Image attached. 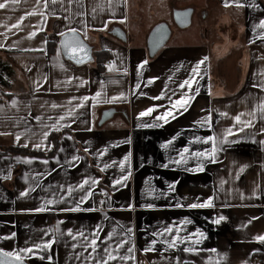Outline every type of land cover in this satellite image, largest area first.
<instances>
[{
  "label": "crops",
  "instance_id": "0c3cea01",
  "mask_svg": "<svg viewBox=\"0 0 264 264\" xmlns=\"http://www.w3.org/2000/svg\"><path fill=\"white\" fill-rule=\"evenodd\" d=\"M239 2L245 6L237 7L232 0H227V6L226 0H111L110 7L108 0H47L44 7L45 0H18L0 9V44L5 45L0 48V147L42 153H0V237L16 234L11 239H0V248L11 251L47 240L52 233L44 236V231L55 228L59 221L57 242L40 253L44 259L27 257L28 264H84L86 256H103V248L109 244L114 247L120 239L128 241L120 249L122 255L135 246L134 261L124 264H264V243L254 240L264 233V144L260 143L264 140V132L260 131L264 119L257 114L252 127L243 132L235 131L241 125L233 120L264 98V91L254 87L264 82V38L259 36L260 29L252 31L264 18V0ZM252 3L258 7L247 6ZM183 9L192 10L190 25L185 29L175 26L176 31H172V13ZM21 16L25 19L19 28H12ZM159 23L168 24L171 34L166 45L150 58L146 39ZM37 28L43 30L29 38L28 33ZM69 29H76L92 47V62L76 66L62 57L60 33ZM115 33L123 34L124 40ZM48 41L55 44L51 55L46 53ZM96 51L107 55L99 65L95 62ZM105 61L112 65L111 71ZM142 61L147 63L137 75V65ZM198 62L200 74L192 89H180L178 85ZM68 77L79 79L68 81ZM151 78L155 79L149 83ZM81 80L87 83L80 86ZM97 92L101 93L98 102L86 101L84 107L61 122L67 126L60 127L63 133L56 151L44 155L52 145L50 134L58 132L46 126L79 103V97ZM120 93L123 98L107 102ZM161 93V99H153ZM184 94L192 97L186 111L172 110L174 118L167 124L156 121L162 127H137L138 123H153ZM148 107H155V111L138 120V113ZM108 109L114 110L113 114L99 124ZM209 115L210 126L195 123ZM229 128H233L234 135L227 139L235 142L218 143L214 163L201 159L203 171L194 170L195 157H190L186 165L161 167L176 158L183 147L190 152L211 150L212 142L205 143L204 138L211 135L219 141ZM44 131L49 133L47 139L42 137ZM174 135L172 145L162 149L160 144ZM195 137L201 141L196 142ZM35 143L42 146L32 147ZM105 147L107 152L98 156ZM129 153L131 175L123 185L113 186L112 180L122 174L118 162ZM73 155L80 159L70 166L67 161ZM26 157L31 163L25 162ZM113 161L117 162L115 166L101 171L104 164ZM241 166H245L244 171L237 177ZM34 173L42 175L34 178ZM9 174L11 178L5 179ZM86 177L99 182L86 186L91 187L92 194L80 204L81 210L60 211L75 207L74 202L83 192L78 190L61 201L59 186L63 185L66 192L68 185L75 188ZM170 184L173 190H169ZM29 186L35 191L20 197V191ZM208 197H212V207H187ZM47 199L57 203L45 204L49 210L44 212L26 211ZM148 203L154 207H141ZM177 203L184 206L175 207ZM128 204L133 208L128 209ZM219 216L226 219L214 224L212 221ZM185 219L191 223L181 224ZM97 225L100 238L95 253L91 248L85 251L81 237L73 240L67 235L72 229L73 235L83 232L91 237ZM169 225L179 226L180 236L196 229L202 231L205 238L195 245L199 251L184 252L183 248L189 246L187 241L170 249L159 236H152ZM128 228L132 229L130 234ZM109 232L113 236L105 240ZM173 234L166 233L165 237ZM153 239L157 240L154 250L144 252Z\"/></svg>",
  "mask_w": 264,
  "mask_h": 264
},
{
  "label": "snow or ice",
  "instance_id": "6c2138e0",
  "mask_svg": "<svg viewBox=\"0 0 264 264\" xmlns=\"http://www.w3.org/2000/svg\"><path fill=\"white\" fill-rule=\"evenodd\" d=\"M53 3L56 2V0H52ZM233 3H235V5L237 7H244L245 5L241 4L239 2V0H232ZM18 3V0H0V9H5L7 7H9L10 5H15ZM109 3V7L111 6V0H108ZM226 6H227V0H226ZM248 7L251 8H255L258 7V5L252 3L247 5ZM44 7H47V0H45V4ZM93 11H95V9H93ZM35 13H27L26 15H32ZM41 17H44V13L41 12L40 13ZM25 19V16H21L19 18V20L12 25V28H19L21 22ZM106 26V25H105ZM257 29H260L261 31L259 32V36L261 38H264V18L259 19L258 23L253 27L252 31L255 32ZM42 28H37L36 31H32L28 33L29 38L34 37L37 33V31H42ZM70 32L75 33L76 29H69ZM61 36H63V33H60ZM64 49L66 51H70L72 53V58L76 59L77 63H81L83 60V56H81L79 59L77 58L78 54L83 53L85 56L87 54V49L77 40H75L74 38L71 40H62L61 41ZM5 47V45L0 44V48ZM33 50H38V51H43V49H33ZM147 61H142L141 64L137 65V75H139V70L143 67L144 64H146ZM61 67H63V65H61ZM105 67L108 68L109 71L112 70V65L108 64ZM200 74V66H199V62L194 65L191 69V73L189 75V77L187 79H184L179 85L178 87L180 89H184L186 86L188 89H192L193 84L196 82V78L199 76ZM264 75V74H262ZM44 79L46 80L47 77L45 76ZM73 79H79L78 77H68L67 80L68 81H72ZM155 79V78H151L149 80V83H151V80ZM59 83V82H58ZM87 83V81H83L81 80L80 82V86H82L83 84ZM37 88L40 87L39 84L36 85ZM136 87H140L139 84L136 85ZM254 87H258L261 91H264V82L258 84V85H254ZM198 91V89H197ZM101 95L100 92H97L95 95L89 97V96H81L79 97V103H77L74 107H69L67 111H65V113L63 115H61L53 124H51L50 126H46L49 127L51 130H55V131H59L60 127H66V124H62L61 122L64 121L66 118L68 117H72L75 113H76V109L78 108H82L84 107V104L86 101L91 100L93 102V104H95L97 101V98ZM123 93H120L119 96H114L112 97L109 101L107 102H113L115 100H118L120 98H123ZM175 95V93H174ZM163 97V93H161L160 96H156L153 97V99L159 100ZM71 99H76V98H71ZM192 97L184 94L181 95L180 98L176 99L174 102L171 103V109L170 110H165L162 112V114L157 115L154 119V122L149 124V123H138L137 127H145V128H150V127H162L163 125L160 123H157L156 121H163L164 124H167L170 118H174L172 116V110H176V109H184L185 111L187 110V105L191 102ZM15 103V102H13ZM69 103L71 104V100L69 101ZM53 108L57 107V105L53 104L52 105ZM155 111V107H148L145 110H142L138 113V117L137 119L139 120L142 117L145 116H149L151 115L153 112ZM257 114L260 115L261 119H264V98L259 99L258 103L254 104L252 106V108L250 109V111H248L247 113H239L237 115H235L233 117V120L235 121V123L237 125H241V127H237L235 128L236 132H243L245 128H250L252 127V123L253 120L257 117ZM221 115H227L226 113H221ZM247 116L250 117L249 119H242V117ZM37 119H39V117H37ZM195 123H199V124H209L210 126V115L208 117L202 118L200 121H196ZM261 132H264V128L260 129ZM49 133L48 131H44L42 133V137L44 139H47ZM176 135H179V133H177ZM176 135L172 136L171 139L169 140H165L163 143L160 144V147L162 149H168L171 145L172 142L176 139ZM234 135V130L233 128H229L226 130L223 139L221 140H217L216 138H214L213 136H207L204 138V142L207 143L209 141L212 142V148L211 150H204V151H191L189 150L188 147H183L181 150H179L177 152V157L176 158H170L168 160V163L162 164L161 167L167 168L169 167L170 164H175V165H186L188 162V159L190 157H195L197 158V164L195 167V171H203L204 167H203V163L201 162V159L203 160H207L209 162L214 163L215 162V156H216V152L219 151L218 148V143H229V142H235V141H229L227 138L230 136ZM69 139H71V137H69ZM16 140L19 141L20 140V136L17 135L16 136ZM194 140L196 142H200L201 138L200 137H195ZM125 143H127L128 141H123ZM261 144H264V140L260 141ZM25 147H27V145H24ZM42 145L39 143H35L32 145V147L34 148H40ZM85 152L88 151L87 148L84 149ZM107 152V147H105L103 150L99 151L97 153L98 156H103L105 153ZM130 153L126 154L119 162L118 165L121 169L122 174L116 178L112 180V185L113 186H117V185H123L127 179L130 177L131 175V165L129 163L130 160ZM80 159V157L73 155L71 157V159L69 161H67L69 163V165L71 166L72 163L74 161H78ZM25 162L26 163H31V160L29 158H25ZM43 163L47 164L48 161L44 160ZM117 164L116 161H113L112 164H104L103 168H101V171H103L104 169H107L109 167L115 166ZM244 167L245 166H241L239 171L237 172V177H239L240 172L244 171ZM125 169H127V174H123ZM193 169H188L185 168V171H192ZM42 174L41 173H34L33 176L34 178H38L40 177ZM5 179H10L11 176L10 174L8 176L4 177ZM98 179L93 178V177H86L84 179H82L76 186L75 188L72 185H68L67 186V191L64 192V186L61 185L59 186L62 190V195H60V200L63 201L65 196H71L73 193H75L76 191H82L83 194L80 195L79 200H76L75 203V207L72 208H67V209H60V211H79L80 209V204L84 203V201L88 200L89 196L92 194V190L91 187L86 188L87 185H89L91 183V185H96L98 183ZM147 183V181H146ZM223 183V181H222ZM39 185H37L38 187ZM169 190H173L174 189V185H168ZM31 191H35L34 187H26L24 188L22 191H20L19 196L20 197H26L29 192ZM153 191H155L153 189ZM151 195V193H149ZM162 194H166V193H162ZM254 196L256 195L255 190H253L252 193ZM241 198H243V193H241ZM57 200L55 199H47L46 201H43L41 203V205L39 207L33 208V209H26V211H33V212H44L47 211L49 209H47L45 207V204L47 205H53L56 204ZM101 204L104 203V201L100 202ZM184 205L177 203L175 205V207H183ZM212 197H208L207 199H205L203 202H193V203H189L187 205L188 208H205V207H212ZM128 209H132L133 205L132 204H128L127 205ZM141 207H146V208H153L154 205L151 203L148 204H143L141 205ZM88 211H92L95 209H86ZM226 218L224 216H219L218 218L214 219L212 222L214 224H219L221 221L225 220ZM253 219H256L255 217H253ZM59 221L57 222V226L53 229H48L46 231H44L43 235L44 236H49V233H52V237L47 239V240H43L41 239L40 242L38 243H31L28 244L27 246L24 247H20L18 249H13L11 251H5L3 248H0V264H25V259L29 256H38L40 259H44L45 257L40 255L41 252L47 251L49 248H51V246L57 242V233H60V229H59ZM181 224L184 223H191V221H188L187 219L182 220L180 222ZM250 223V222H249ZM97 230H94L92 233L91 237L85 236L83 232H77L75 235H73V230L72 229H68L67 230V235L72 237L73 240H76L77 237H81L82 240L85 242L83 243L81 246L85 249V251H87L88 248H91L92 253L96 252V248H97V241L100 238L99 237V225L96 226ZM182 229L179 226L176 225H169V226H165L163 227L162 230H157L154 231L152 233L153 237H157L159 236L161 238V241L167 245L168 248H176L178 244H185V242H189V246H186L183 248L184 252H198L199 249L195 247V245L200 244L202 242V240L205 238L204 237V233L202 231H200L199 229H196V231L194 233H189L185 236H180L179 233ZM127 233H131L132 229L128 228ZM175 232V234L170 235L168 237H165L166 233H173ZM15 233H11L10 236L7 237H0V239H11L12 237H15ZM113 236L112 232H109L107 234V236L104 237L105 240H111ZM254 240L260 243H264V233L256 235L254 237ZM157 240L153 239L151 240L150 244L145 247L143 249L144 252H149V251H153L154 248L153 246L156 245ZM128 244L127 240L124 239H120L119 241L115 242V246L113 247L112 244H109L107 246H105L103 248V256L100 257H94L91 254H89L88 256L85 257V261L84 264H110V262H119V264H124V262H129V261H134V256H133V252L135 249V246H131L127 248V253L126 254H121L120 253V249L124 246H126ZM73 248H76L77 245L75 243L72 244ZM211 252L215 253L216 249H211ZM76 258L79 260L80 259V255L79 253H77ZM47 259L49 261H51L52 257L48 256ZM222 259V257H221ZM179 264V262H178ZM209 264H211V261H209ZM216 264H219V261L216 262Z\"/></svg>",
  "mask_w": 264,
  "mask_h": 264
},
{
  "label": "water",
  "instance_id": "95a60500",
  "mask_svg": "<svg viewBox=\"0 0 264 264\" xmlns=\"http://www.w3.org/2000/svg\"><path fill=\"white\" fill-rule=\"evenodd\" d=\"M191 14L192 10L191 9H183V10H174L172 13V21L173 24L178 28V29H185L190 25L191 22ZM171 34L170 27L166 23H159L155 25L152 30L149 32L147 39H146V49L148 56L152 58L153 56L156 55V53L163 48ZM115 36L118 37L121 40H124V35L120 33H115ZM75 39L79 41L86 49H87V54L86 56L81 53L78 54L77 58L79 59L81 56H83V60L81 63H77L76 59L72 58V53L70 51H66L61 43L62 40H71ZM59 50L62 55V57L71 62L72 64L76 66H82L85 64H88L94 60L93 55H92V47L82 38V36L78 33H72V32H66L64 33L63 36H60L59 38ZM114 110L108 109L105 110L102 113L101 120L99 124H102L105 122L108 118L111 117L113 114ZM25 264H28L25 261Z\"/></svg>",
  "mask_w": 264,
  "mask_h": 264
},
{
  "label": "trees",
  "instance_id": "16d2710c",
  "mask_svg": "<svg viewBox=\"0 0 264 264\" xmlns=\"http://www.w3.org/2000/svg\"><path fill=\"white\" fill-rule=\"evenodd\" d=\"M47 49H46V53L48 55H51L55 52V44L52 43L51 41L47 42L46 45ZM94 57H95V62L97 63V65H99L103 60H105L107 58V55L104 54L103 52H94ZM63 131H58V132H52L50 134V139H51V148L48 152L43 153L44 155H48L51 154L53 152L56 151L58 144H59V139L60 136L62 135ZM13 152H18V153H24V154H30V155H42V153L36 152V151H29V150H25V149H19V148H13L11 146H7V147H0V153H13Z\"/></svg>",
  "mask_w": 264,
  "mask_h": 264
},
{
  "label": "rangeland",
  "instance_id": "374dc122",
  "mask_svg": "<svg viewBox=\"0 0 264 264\" xmlns=\"http://www.w3.org/2000/svg\"><path fill=\"white\" fill-rule=\"evenodd\" d=\"M169 24H170L171 30L176 31V28H175V25L173 24V22L170 21Z\"/></svg>",
  "mask_w": 264,
  "mask_h": 264
},
{
  "label": "built area",
  "instance_id": "2783aa9c",
  "mask_svg": "<svg viewBox=\"0 0 264 264\" xmlns=\"http://www.w3.org/2000/svg\"><path fill=\"white\" fill-rule=\"evenodd\" d=\"M108 64H110L109 61H105V62H104V65H108ZM254 261H257V262H258V261H259V258H254Z\"/></svg>",
  "mask_w": 264,
  "mask_h": 264
}]
</instances>
